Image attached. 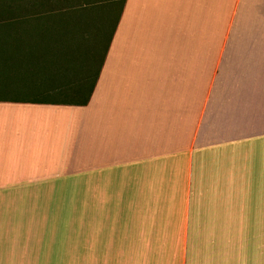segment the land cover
Here are the masks:
<instances>
[{"label":"crops","instance_id":"0c3cea01","mask_svg":"<svg viewBox=\"0 0 264 264\" xmlns=\"http://www.w3.org/2000/svg\"><path fill=\"white\" fill-rule=\"evenodd\" d=\"M97 65L86 104L0 101V242L39 218L80 264H215L264 224V0H124Z\"/></svg>","mask_w":264,"mask_h":264},{"label":"rangeland","instance_id":"374dc122","mask_svg":"<svg viewBox=\"0 0 264 264\" xmlns=\"http://www.w3.org/2000/svg\"><path fill=\"white\" fill-rule=\"evenodd\" d=\"M122 1L0 0V17H14L22 22L0 26V44L5 47L11 44L33 45V50L28 51L26 46V49L17 51L18 59L14 65L2 62L9 60L10 53H0V96L57 101L85 99L97 72V62L106 51ZM45 25L53 28L42 34L40 30L47 28ZM12 29L18 31L15 33ZM30 57L38 63L26 62ZM72 188L77 191L72 192L70 187H65L67 191L62 192L64 199L79 197V186ZM11 194L4 199L19 197ZM38 198L42 197H38L36 192L24 193L26 205L34 204ZM30 210L33 209H26L27 212ZM31 216L29 219L36 221V217ZM37 221L39 223L34 225L26 223L22 239L0 242V253L9 254L0 257L1 264L81 263L76 250L79 239L72 238V241L57 245L56 240L50 239L49 224L39 218ZM41 247H60L56 251L70 253H42ZM16 254L22 255L14 256ZM244 264H264V224L244 225Z\"/></svg>","mask_w":264,"mask_h":264},{"label":"trees","instance_id":"16d2710c","mask_svg":"<svg viewBox=\"0 0 264 264\" xmlns=\"http://www.w3.org/2000/svg\"><path fill=\"white\" fill-rule=\"evenodd\" d=\"M123 3H124V0L122 1V6H121V10H122V7H123ZM121 10H120V12H121ZM120 14V13H119ZM58 16V15H57ZM118 17H119V15H118ZM117 20H118V18H117ZM117 20H116V22H117ZM19 23H22L21 22V20L20 19H17V18H14V17H12V18H9L8 16L7 17H0V26H2V25H7V27L9 26V25H11V26H13V25H17V24H19ZM58 23V22H57ZM57 23H55V24H57ZM54 24V25H55ZM116 24V23H115ZM115 24H114V26H115ZM48 26H50V27H47L46 25H45V27H47V28H45V29H42V30H40V32L42 33V34H44V33H46V31H48V28L50 29H52L53 27L51 26V25H48ZM114 29V28H113ZM12 30H14V29H12ZM25 30H27V29H25ZM18 30H14V32L16 33ZM27 33H29V31L27 30L26 31ZM112 34V33H111ZM111 37V36H110ZM31 38H32V36H31ZM14 39L15 40H17V37L15 36L14 37ZM110 41V40H109ZM109 43V42H108ZM32 44V43H31ZM29 45V43L25 46V45H20V44H11V46H7V47H5V46H3V45H1L0 44V53H2V54H4V53H10L11 54V56L8 58L9 60H7V59H5L4 61H2L3 63H5L6 62V64H12V65H14V64H16V62H17V57H16V53H17V51H22L23 50V48L24 49H26V48H28V51H30V50H33V45ZM108 46V45H107ZM26 47V48H25ZM106 50H107V48H106ZM105 53H106V51H105ZM104 53V54H105ZM1 62V63H2ZM26 62H28V63H32V64H37L38 62H34V60L30 57V58H28V59H26ZM40 64V63H39ZM43 64V63H42ZM69 70H70V68H69ZM97 73V72H96ZM95 76H96V74H95ZM94 76V78H93V82H92V85H91V87H90V91H89V94L85 97V99H83V100H78L77 99V101H57V100H50V99H39V98H36V99H33V98H17V97H10V96H8V97H6V96H0V101H8V100H11V101H18V100H24V101H28V102H37V103H55V104H86L88 101H89V99H90V97H91V94H92V91H93V89H94V85H95V82H96V77ZM63 87V86H62ZM61 87V88H62ZM79 99H82V98H79ZM72 100H76V99H72Z\"/></svg>","mask_w":264,"mask_h":264},{"label":"clouds","instance_id":"9594fccd","mask_svg":"<svg viewBox=\"0 0 264 264\" xmlns=\"http://www.w3.org/2000/svg\"><path fill=\"white\" fill-rule=\"evenodd\" d=\"M223 249L217 254L215 264H226V261L230 255L231 247L235 244L240 248H243L244 237L242 227L236 230L234 238H223ZM205 264H213L212 257L209 255L205 258Z\"/></svg>","mask_w":264,"mask_h":264}]
</instances>
